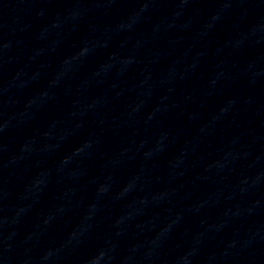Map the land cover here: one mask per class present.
I'll return each instance as SVG.
<instances>
[{
    "label": "water",
    "instance_id": "obj_1",
    "mask_svg": "<svg viewBox=\"0 0 264 264\" xmlns=\"http://www.w3.org/2000/svg\"><path fill=\"white\" fill-rule=\"evenodd\" d=\"M0 264H264V0H0Z\"/></svg>",
    "mask_w": 264,
    "mask_h": 264
}]
</instances>
